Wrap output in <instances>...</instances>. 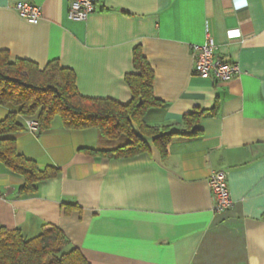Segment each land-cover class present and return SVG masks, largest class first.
Wrapping results in <instances>:
<instances>
[{
  "label": "crops",
  "instance_id": "0c3cea01",
  "mask_svg": "<svg viewBox=\"0 0 264 264\" xmlns=\"http://www.w3.org/2000/svg\"><path fill=\"white\" fill-rule=\"evenodd\" d=\"M20 1L41 7L37 23L14 9ZM67 7L0 0V50L39 68L57 60L81 95L127 103L124 75L139 46L163 103L146 124L181 130L187 112H215L200 119L199 136H173L163 156L152 143L132 158L92 156L80 149L102 146L94 128L24 126L17 151L59 172L19 195L22 177L0 163V226L26 238L56 226L90 264H264V0H95L84 22L68 20ZM206 33L215 56L240 68L228 82L193 73L192 46ZM11 109L0 105V119ZM214 171L233 201L221 212L208 187Z\"/></svg>",
  "mask_w": 264,
  "mask_h": 264
},
{
  "label": "trees",
  "instance_id": "16d2710c",
  "mask_svg": "<svg viewBox=\"0 0 264 264\" xmlns=\"http://www.w3.org/2000/svg\"><path fill=\"white\" fill-rule=\"evenodd\" d=\"M132 67L133 71L124 75L131 98L120 103L111 98L81 95L73 71L61 67L57 60L39 68L30 60H11L6 51L0 50V105L12 108L0 119V163L22 177L19 195L34 193L39 182L54 178L59 172L53 166L41 169L17 151L15 135L25 126L22 120H34L38 132L49 129L55 117L66 129L94 128L102 146L80 150L105 158L135 157L146 152L149 143L157 146L163 156L173 136L201 134L199 121L213 114L214 108L187 112L182 116L181 130L146 124L144 113L163 103L154 96V72L139 46L132 50ZM68 208L65 206V211ZM0 264L90 263L78 248L70 246L60 228L51 225L31 238L24 237L19 229L0 226Z\"/></svg>",
  "mask_w": 264,
  "mask_h": 264
},
{
  "label": "built area",
  "instance_id": "2783aa9c",
  "mask_svg": "<svg viewBox=\"0 0 264 264\" xmlns=\"http://www.w3.org/2000/svg\"><path fill=\"white\" fill-rule=\"evenodd\" d=\"M14 9L27 22L35 24L41 17V7L31 2H16ZM95 0H68L66 18L71 21L84 22L94 12ZM193 73L200 78L213 79L216 82H228L240 74L236 62L223 61L215 56V42L206 33L205 41L192 46ZM26 128L33 133L37 131L34 120L25 121ZM208 187L213 201V211L221 212L232 207L233 201L227 186L226 175L223 171H214L208 178Z\"/></svg>",
  "mask_w": 264,
  "mask_h": 264
},
{
  "label": "rangeland",
  "instance_id": "374dc122",
  "mask_svg": "<svg viewBox=\"0 0 264 264\" xmlns=\"http://www.w3.org/2000/svg\"><path fill=\"white\" fill-rule=\"evenodd\" d=\"M54 120H57V121H59V117H55V118H54Z\"/></svg>",
  "mask_w": 264,
  "mask_h": 264
}]
</instances>
